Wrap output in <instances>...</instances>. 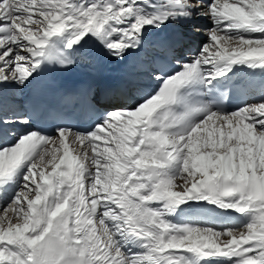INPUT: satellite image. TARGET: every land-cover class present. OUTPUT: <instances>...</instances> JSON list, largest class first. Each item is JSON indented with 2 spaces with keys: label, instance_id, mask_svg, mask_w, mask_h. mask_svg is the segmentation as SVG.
Instances as JSON below:
<instances>
[{
  "label": "snow or ice",
  "instance_id": "6c2138e0",
  "mask_svg": "<svg viewBox=\"0 0 264 264\" xmlns=\"http://www.w3.org/2000/svg\"><path fill=\"white\" fill-rule=\"evenodd\" d=\"M0 264H264V0H0Z\"/></svg>",
  "mask_w": 264,
  "mask_h": 264
},
{
  "label": "bare ground",
  "instance_id": "6f19581e",
  "mask_svg": "<svg viewBox=\"0 0 264 264\" xmlns=\"http://www.w3.org/2000/svg\"><path fill=\"white\" fill-rule=\"evenodd\" d=\"M193 3L196 2V0H192ZM202 11L200 9L197 10ZM208 20L204 17H200V18H195L191 24L194 25V27H184L182 29V31L185 34V39H186V47H190L193 49L198 48L203 42H205L206 37L204 36V31H205V26L208 25ZM170 30H166L165 33H161L160 36L163 37L164 35L167 34V32ZM153 52H157L155 49L153 48H149L146 53H144V55H147L148 57H151V54ZM189 55H191L189 53ZM110 71H123L125 74L129 75V76H135L136 75V67L134 65V62L132 60H128L122 64H120L119 66H116L112 69H110ZM258 102L257 100H249L248 103H256Z\"/></svg>",
  "mask_w": 264,
  "mask_h": 264
}]
</instances>
